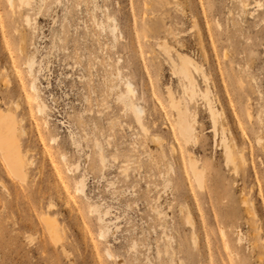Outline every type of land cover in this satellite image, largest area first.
Masks as SVG:
<instances>
[{
	"label": "rangeland",
	"instance_id": "obj_1",
	"mask_svg": "<svg viewBox=\"0 0 264 264\" xmlns=\"http://www.w3.org/2000/svg\"><path fill=\"white\" fill-rule=\"evenodd\" d=\"M0 110L31 161L0 149V264H264V0H0Z\"/></svg>",
	"mask_w": 264,
	"mask_h": 264
},
{
	"label": "bare ground",
	"instance_id": "obj_2",
	"mask_svg": "<svg viewBox=\"0 0 264 264\" xmlns=\"http://www.w3.org/2000/svg\"><path fill=\"white\" fill-rule=\"evenodd\" d=\"M161 1V0H160ZM20 2V5H23V4H26L27 3V0H19ZM166 2V0H165ZM246 3V2H244ZM245 6V5H244ZM114 20V19H113ZM26 21L29 22L30 19L29 17L26 18ZM117 21V20H116ZM197 21V20H196ZM115 23V27L117 26ZM111 25V24H110ZM109 26V24H108ZM199 27V25H196ZM114 27V28H115ZM113 28V26L111 27ZM113 28V29H114ZM118 29V27H117ZM116 31V29H115ZM114 31V32H115ZM170 32V31H169ZM113 33V32H111ZM198 35V34H197ZM199 36H201L199 34ZM162 41V40H160ZM201 46V45H200ZM159 47L161 49V51L168 55L169 58H172L171 56V49L169 48V45L167 46V43L166 41H162L159 43ZM177 51V50H176ZM178 52V51H177ZM184 56V55H183ZM189 57V56H188ZM188 57H181L180 56V60L178 63L174 62V65L176 66L178 72L183 75L184 79L189 83L188 87H187V94L189 95V97L191 98H194L195 97V83H196V79L194 77V71H200V65L198 64H195L191 58H188ZM34 65H35V61L32 59L28 62V67H29V70H30V73L33 74L34 72ZM202 70V69H201ZM204 72V71H203ZM128 80V79H127ZM5 81H10V79H5ZM133 82V81H132ZM131 81H128L127 84H125L126 86V93L123 94L122 92H125V91H118L121 93V96L124 98V99H130L131 102L127 103L128 106L130 107V109H132V111L134 112L135 116L137 119L136 121L138 120V124H140L142 126V128L144 130H147V127L144 125L143 123V117L144 115H146V108L141 105L139 102H134L132 101V98L131 97H137V93H136V90L133 86V83ZM32 89L33 91L35 92L36 94V97L38 100H40V96H39V88H38V85L36 82H34L32 84ZM117 91V88L115 89ZM117 92V95L118 93ZM119 93V94H120ZM187 95V96H188ZM120 96V95H119ZM190 98V99H191ZM128 99V100H129ZM173 99V98H172ZM127 100V101H128ZM126 103V101H125ZM16 106L19 107V103H15ZM126 104V105H127ZM179 104V103H177ZM125 105L126 109L127 106ZM178 107V105H176ZM184 107V106H183ZM46 104L44 102L41 101L40 105H39V112L40 113H44L46 111ZM212 108V107H211ZM187 109V107H186ZM213 110V109H212ZM214 111V110H213ZM212 111V112H213ZM181 113V112H180ZM215 113V111H214ZM182 115V113H181ZM180 115V116H181ZM184 115V114H183ZM185 116V115H184ZM183 116V117H184ZM182 117V116H181ZM216 119V118H215ZM23 119H21V121H18V119L15 117L14 113L11 112V111H4V110H0V149L2 150L3 152V155L6 159V161L8 162V165L9 167L11 168V170L13 171L14 174H16L17 176H19L20 178H25L26 177V168L28 166V164L31 162H28L29 161V158H28V154L25 152H22L21 150V146H20V136L23 135L21 134L18 138V132L20 131V133H24L25 134V128L23 127ZM181 121V134L184 135V137L187 139V140H192V138H194V133H193V129L192 127L190 126L189 122L186 120V119H179ZM217 123V122H216ZM224 132V131H223ZM184 138V139H185ZM196 138V137H195ZM153 139V138H152ZM157 141V142H161V137H156L154 139V141ZM195 141V139H193ZM192 140V141H193ZM227 140V139H226ZM189 142V141H188ZM231 142V141H230ZM225 143V142H224ZM226 144V143H225ZM229 144V143H228ZM227 148V156H228V159L231 160L232 162L235 163V167H236V164L238 163H246L245 160V155L243 153V151H241L239 148H238V144L236 143V140L234 138H232V145H227L226 146ZM164 149V148H163ZM163 152V150H162ZM102 154V153H101ZM103 155V154H102ZM163 156L164 153H163ZM191 157V156H190ZM106 161V159L104 158V156L101 157V161ZM192 160V159H191ZM228 160V161H229ZM104 161V162H105ZM196 161V160H195ZM230 162V161H229ZM195 163V162H194ZM193 163V165H194ZM233 163V164H234ZM192 164V163H190ZM196 165V164H195ZM240 165V164H239ZM193 171L195 174V176L200 180L201 179V173L197 170L196 166H193ZM192 171V172H193ZM195 177V178H196ZM202 181V180H201ZM201 183V182H200ZM203 183V181H202ZM77 186H78V191L80 192H84L85 191V179H81L78 183H77ZM247 200V199H246ZM248 201V200H247ZM245 203V202H244ZM254 205V204H253ZM53 204L50 205V207H52ZM252 206V205H251ZM255 209V207L253 208ZM252 210V207L251 209ZM249 210V211H250ZM256 210V209H255ZM108 211V210H107ZM109 212V211H108ZM254 212V211H252ZM190 213V212H189ZM255 216V215H254ZM191 217V216H190ZM46 222V225L48 227V230L49 232L52 234V235H56V236H59L58 235V232L60 231L59 229V223H58V220L55 216H51L49 213H46L44 215V218H43ZM101 219L104 220L103 216L101 217ZM191 219V218H190ZM193 219V218H192ZM189 220V219H188ZM190 222V221H189ZM193 222V221H192ZM193 225V224H192ZM196 233V232H195ZM61 235V234H60ZM102 235L105 236L106 235V230H104L102 232ZM196 238V236L194 237ZM61 239V238H60ZM262 243V242H261Z\"/></svg>",
	"mask_w": 264,
	"mask_h": 264
}]
</instances>
